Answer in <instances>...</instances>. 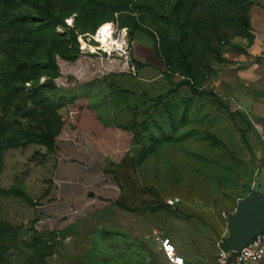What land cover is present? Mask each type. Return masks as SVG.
Instances as JSON below:
<instances>
[{"label": "rangeland", "instance_id": "obj_1", "mask_svg": "<svg viewBox=\"0 0 264 264\" xmlns=\"http://www.w3.org/2000/svg\"><path fill=\"white\" fill-rule=\"evenodd\" d=\"M263 13L264 0H0V189L14 191H0L12 227L4 258L166 264L157 229L184 264L212 263L216 241L231 238L227 216L264 179V138L211 76L253 49L264 63L254 45ZM105 30L121 49L105 47ZM132 59L145 66L133 73ZM67 130L108 154L103 174L121 192L97 187L103 201L85 215L35 231L31 210L47 201Z\"/></svg>", "mask_w": 264, "mask_h": 264}, {"label": "crops", "instance_id": "obj_2", "mask_svg": "<svg viewBox=\"0 0 264 264\" xmlns=\"http://www.w3.org/2000/svg\"><path fill=\"white\" fill-rule=\"evenodd\" d=\"M254 45L264 53V13L256 26ZM256 54V49H253L243 56V63H240L238 58L230 57L216 65V72L211 76V87L221 99H234L236 108H249L252 113L250 115L257 120L258 132L264 138V63L257 59ZM80 128L84 134V127ZM253 138L257 144L259 136L254 133ZM53 154L55 160L51 172L52 187L47 193V201L32 207V217L41 213L45 217L56 219L71 206L81 205L99 196L97 187L102 185L103 172L109 164L107 153L96 148L88 137L82 140L75 132L67 130L55 140ZM263 169L264 162L258 170L259 175ZM96 177H100L98 182L95 181ZM55 182L58 183L56 188ZM256 191L264 195L263 177L258 179ZM97 213L94 212L90 216ZM111 262L113 264L114 260Z\"/></svg>", "mask_w": 264, "mask_h": 264}, {"label": "built area", "instance_id": "obj_3", "mask_svg": "<svg viewBox=\"0 0 264 264\" xmlns=\"http://www.w3.org/2000/svg\"><path fill=\"white\" fill-rule=\"evenodd\" d=\"M132 71L135 73V67L132 65ZM103 174V183L100 186L102 188H113L112 185L115 182V186L118 187L115 193L117 199L120 195V187L117 180L113 175ZM106 180V181H105ZM55 188L58 187V183H54ZM99 196H101L99 194ZM104 197V196H101ZM101 197L93 198L85 203L77 206H71L64 214L58 216L56 219L45 217L43 214H38L33 223L35 230L40 231L44 229H59L65 225L71 223L73 220L85 215L93 208L94 202L103 201ZM179 198L174 197L173 202H178ZM154 240L158 243L159 249L163 254L166 264H184V258L178 254L175 244L167 236L162 235L157 229L152 231ZM223 238L216 241V256L215 260L211 264H256L264 258V228L256 236H254L244 247L239 251H231L224 249Z\"/></svg>", "mask_w": 264, "mask_h": 264}, {"label": "water", "instance_id": "obj_4", "mask_svg": "<svg viewBox=\"0 0 264 264\" xmlns=\"http://www.w3.org/2000/svg\"><path fill=\"white\" fill-rule=\"evenodd\" d=\"M227 222L231 238L225 240L224 249L239 251L264 228V195L253 191L251 197L241 199Z\"/></svg>", "mask_w": 264, "mask_h": 264}, {"label": "trees", "instance_id": "obj_5", "mask_svg": "<svg viewBox=\"0 0 264 264\" xmlns=\"http://www.w3.org/2000/svg\"><path fill=\"white\" fill-rule=\"evenodd\" d=\"M132 65L135 67V69H142L145 65L142 64L141 62L137 61L136 59H132ZM188 83L187 81H181L177 84L179 85H182V84H186ZM195 92V90H193ZM1 192L3 193H13L14 191L13 190H7V189H0ZM0 228H1V231H0V264H10L7 259L4 258L3 254L5 252V249H6V243L7 241H9L10 239L7 238L5 236L6 232L9 231L12 227L10 224H8L7 222H4L2 220H0ZM34 229V227H33ZM35 230V229H34ZM37 231V230H35ZM15 238L12 239V241L14 240Z\"/></svg>", "mask_w": 264, "mask_h": 264}, {"label": "bare ground", "instance_id": "obj_6", "mask_svg": "<svg viewBox=\"0 0 264 264\" xmlns=\"http://www.w3.org/2000/svg\"><path fill=\"white\" fill-rule=\"evenodd\" d=\"M103 43L105 47L109 50H113L114 47L121 49L124 45V41H122V39L116 40L109 30H105L103 32Z\"/></svg>", "mask_w": 264, "mask_h": 264}]
</instances>
